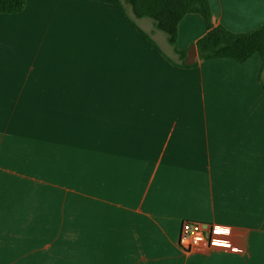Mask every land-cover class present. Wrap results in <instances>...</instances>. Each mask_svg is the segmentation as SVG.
I'll use <instances>...</instances> for the list:
<instances>
[{
	"label": "crops",
	"instance_id": "1",
	"mask_svg": "<svg viewBox=\"0 0 264 264\" xmlns=\"http://www.w3.org/2000/svg\"><path fill=\"white\" fill-rule=\"evenodd\" d=\"M207 1L231 32L264 22V0ZM123 7L0 14V264H264V61L181 67L203 19L179 22L182 57ZM183 221L229 234L186 253Z\"/></svg>",
	"mask_w": 264,
	"mask_h": 264
},
{
	"label": "trees",
	"instance_id": "2",
	"mask_svg": "<svg viewBox=\"0 0 264 264\" xmlns=\"http://www.w3.org/2000/svg\"><path fill=\"white\" fill-rule=\"evenodd\" d=\"M125 16L123 4L130 7L134 18L146 17L153 21L156 29L163 32L168 43L176 50L177 26L186 14L199 15L206 32L195 41L197 60L229 59L243 63L257 54L264 61V22L246 32L234 33L212 21L207 0H108ZM26 0H0V14H16L25 6ZM153 48L161 53L158 46L140 30L131 17H125ZM177 51V50H176ZM178 52V51H177ZM184 57L185 52H178ZM197 61L183 63L181 67L191 68Z\"/></svg>",
	"mask_w": 264,
	"mask_h": 264
},
{
	"label": "built area",
	"instance_id": "3",
	"mask_svg": "<svg viewBox=\"0 0 264 264\" xmlns=\"http://www.w3.org/2000/svg\"><path fill=\"white\" fill-rule=\"evenodd\" d=\"M229 230L219 229L212 224L194 221H183L180 224L177 244L183 252L212 250L219 246L221 238L226 237Z\"/></svg>",
	"mask_w": 264,
	"mask_h": 264
},
{
	"label": "water",
	"instance_id": "4",
	"mask_svg": "<svg viewBox=\"0 0 264 264\" xmlns=\"http://www.w3.org/2000/svg\"><path fill=\"white\" fill-rule=\"evenodd\" d=\"M188 56H189L188 61L192 62L194 59V56H195V47L194 46L190 47L189 52H188Z\"/></svg>",
	"mask_w": 264,
	"mask_h": 264
},
{
	"label": "rangeland",
	"instance_id": "5",
	"mask_svg": "<svg viewBox=\"0 0 264 264\" xmlns=\"http://www.w3.org/2000/svg\"><path fill=\"white\" fill-rule=\"evenodd\" d=\"M59 108H65V109H66V107H65V106H59Z\"/></svg>",
	"mask_w": 264,
	"mask_h": 264
}]
</instances>
